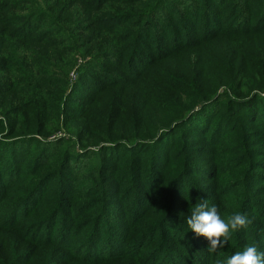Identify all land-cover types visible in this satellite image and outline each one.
I'll return each mask as SVG.
<instances>
[{"label":"rangeland","instance_id":"1","mask_svg":"<svg viewBox=\"0 0 264 264\" xmlns=\"http://www.w3.org/2000/svg\"><path fill=\"white\" fill-rule=\"evenodd\" d=\"M116 1L118 4L110 0H0V169L7 168L9 174L14 167L20 169L17 183H0V264H64L66 258L56 254L80 248L82 254L99 258L104 249H114L116 241L117 252L128 255L126 262L138 264L129 257L134 247L124 240L128 234L130 240L131 231L139 229H132L137 221L150 227L166 215L165 205L156 204L163 194H116L125 187L120 183L130 184L136 162L119 164L112 158L121 157L124 147L142 149L154 137L132 143L133 139L126 142L112 133H133L143 109H151V103L158 101H166L165 111L188 109V116L204 122L217 104L215 97L230 85H238L245 73L246 93H260L252 83L256 72L260 76L264 71V65L258 66L264 63V34L258 35L252 26L264 27V17H260L264 0ZM132 11L145 12L148 22L139 23L142 17L138 19ZM11 14L19 15L22 24L9 26ZM74 41L87 46L74 48ZM106 83L112 87L98 95L97 85ZM94 99L100 108L90 112ZM165 121L173 125L175 116L166 115ZM230 144L227 140L218 149L224 182L237 171L223 164L229 160ZM88 151L93 155L92 171L106 172L100 173L97 183L93 179L97 175L89 177L93 172L86 157L85 161L79 158ZM126 173L122 182L119 176ZM199 181L212 183L205 178ZM40 196L45 203L50 201L45 206L50 213L21 220V214ZM230 196L225 197L221 212L225 221ZM203 199L216 206L219 195L207 192ZM186 200L180 197L177 206L189 233L171 240L154 264H226L246 240L233 232L227 244L210 253L209 241L197 237L187 225L192 204ZM10 202L15 204L13 209ZM160 207L163 210L157 212ZM11 212L20 216L13 218ZM91 213L104 219L99 235L90 228L80 234L87 219L94 221L96 216ZM48 215L53 217L48 219L50 224L56 223L51 245L38 241L47 229L37 222ZM11 223H15L13 233L7 229ZM160 229L163 234L151 238L156 239L153 247L159 246L160 236L169 234L171 228ZM74 231V238L60 235ZM64 243L70 245L69 251L61 247ZM257 243L258 251L264 252V241ZM146 249L140 258L144 262Z\"/></svg>","mask_w":264,"mask_h":264},{"label":"trees","instance_id":"2","mask_svg":"<svg viewBox=\"0 0 264 264\" xmlns=\"http://www.w3.org/2000/svg\"><path fill=\"white\" fill-rule=\"evenodd\" d=\"M110 1L114 3L117 2L116 0ZM262 7L263 12L260 17H264V1ZM101 8L102 7H100V9ZM141 9L142 8L136 7V10ZM132 12L136 14L133 16H136L138 19L142 17L139 23L148 22L145 19V15H143L146 14L145 12ZM7 22L9 26H16L22 24L23 21L19 15L11 14V16L7 18ZM259 22L260 19H258V21L256 20L254 25ZM252 27L258 35L264 34V27L259 24ZM261 37H263L262 40L264 41V35H261ZM74 42V48H77V46H81L80 48L87 46L86 43L80 45L83 41L78 43L76 41ZM254 64H257L256 61ZM263 65L264 63H258V66ZM256 78V81L252 84L260 88V93H254L252 96L246 93L245 89L249 86V83L246 73L243 74L238 85H230V87H228L229 90L227 88L222 94L215 97L213 102L217 104L214 110L207 113L208 116L204 122L197 121L196 118L193 117L194 115L188 116V109H183L180 113L170 110L165 111L166 101H158L157 103H151V106H153L151 109H143V113L139 116V121L141 122L135 127L133 133H112L113 135L119 136L118 139L125 140L126 142L128 139H133L132 143H141L137 141L145 139L151 140V138L154 137V140L151 142L143 144L142 149L135 150L133 147H124L123 149L126 152L122 153L121 157L112 158V161L118 162L119 164H123L127 160L129 163L136 162L134 167L135 173L129 176L131 177L130 184L120 183V186L125 185V187L122 191L121 189H117L116 194L121 193L122 196H126V192L127 194L133 192L132 195L138 193L144 194L145 197H147L150 193L161 191L163 196H160L161 198L158 199V203L156 204H164L166 208V215L160 218L161 220L159 219L155 222L153 224L154 226L148 225L150 227H143V224L139 225L140 221L132 225V229L136 227L139 229L131 231L132 237L130 240V234H128L126 236V239L128 238L127 241L126 239L124 241L126 244H130L131 242V245L134 247L135 252L133 251V253L129 255L131 259L135 260L133 263L138 261V264H154L159 252H162L166 246H169L171 240L174 242L180 235H188L189 230L183 227L186 224L185 218L178 213V199L180 197L187 199L185 203L192 204L190 205L192 208L198 203V198L202 200V196H205L207 192H215L219 195L216 207L220 215L224 208V201H226L225 197L231 195V203L225 206V211L228 206H231L227 214L230 216L235 212H240L246 215L250 220V224L246 228L237 231L243 236V239L246 240L243 249L240 248L237 251H243L250 245L258 247L257 241H264V71H262L260 76L256 72ZM97 87L101 90L98 92L99 95L112 86L106 83L104 85H97ZM230 89L232 93H230ZM90 103V107L88 108L90 112H94L100 108L97 99H94ZM159 113L164 114L158 115ZM166 115L175 116L173 125L165 121ZM101 120L104 121L105 119L101 118ZM162 128H166V132ZM227 140L231 142L229 151L230 157L229 160L223 164L233 166L237 171L233 179L224 182L221 171L222 160L220 162L218 159V149ZM136 143L134 145H136ZM88 153L85 152L80 155L79 158H83V161H85L84 156L86 157L88 161L87 167L93 172V174H89V177L93 178V175H97L96 178H93L97 183L100 181V173L105 171L102 169H100L99 172L92 171L90 167L93 155H90L91 152L89 151ZM127 153L130 154L129 157H125ZM147 153L149 156L146 159L147 162H145L144 159ZM65 168L67 167L63 166L61 170L65 171ZM80 169L81 167L78 168V173ZM19 174L20 169L17 167H14L10 174L7 168H1L0 183L6 184L10 182L11 184H15L19 180ZM127 174L128 173L123 175V177L119 176L122 178V182H124ZM225 174H228V171L225 172ZM2 178L6 179L4 180ZM199 178H205L212 183H201ZM45 190L46 187L44 186L43 192H45ZM105 190H108V188L102 189V191ZM39 198L40 199L34 202L30 210L21 214V220L28 219L32 214L45 215L46 213H50V211L47 210L49 208H46L50 201L45 203L42 200V196ZM101 200L105 201V198L102 197ZM9 204L13 209L14 203L10 202ZM87 210L91 212L93 209L88 208ZM162 210L163 208L160 207L157 212ZM144 213L145 211L139 217ZM11 214L13 218H15V216H20L15 215L14 212H11ZM91 214L92 216H96V214ZM190 215L191 212H189V216ZM40 219L42 218L40 217ZM48 219L53 220L52 215H48L37 222L40 227L46 226L47 229L46 236L44 238L39 237L38 241L39 243L41 242V244L51 245L54 243L53 227L56 223L53 222L50 224ZM56 219L57 217H55V221ZM103 222L104 219L100 215H97L93 222H91V218L87 219V223H84L80 228V234L87 228H90L99 235L101 223ZM14 224L15 223H11V225L7 226L8 232L13 233ZM161 226H166L171 229L168 231L169 234L160 236L161 243L159 246L153 247L151 244L156 239L151 240V238H153L156 233H158V235L163 234V230L160 229ZM171 233L176 234L178 237L176 238L174 235L172 237V235H170ZM3 234L6 235L7 233L4 232ZM66 234L67 237L69 236L68 238L77 236L76 231L72 234L70 232L60 233V235L63 236ZM3 238H5V236ZM23 242H29V240L24 239ZM18 245L17 243V246ZM116 245L114 249H104L99 255V258H95V256L92 257L86 253L82 254L81 248L77 249L74 253L71 251V253H57L56 255L66 258L64 264H101L113 261L119 262V264H131L129 263L130 261L128 263L126 262V258H128L127 254L117 252V241ZM123 245L121 246L122 248ZM61 247L66 248L67 251L70 250V245L65 243L62 244ZM145 248H148L145 250V252H148L146 262L140 259L142 255L141 252H143ZM38 251L39 249L36 247L34 252L37 253ZM15 256L16 254L11 257L10 263L14 260ZM50 259L53 261L55 255L50 256ZM149 259L153 261L149 263Z\"/></svg>","mask_w":264,"mask_h":264},{"label":"clouds","instance_id":"3","mask_svg":"<svg viewBox=\"0 0 264 264\" xmlns=\"http://www.w3.org/2000/svg\"><path fill=\"white\" fill-rule=\"evenodd\" d=\"M250 224L248 217L235 212L225 219L221 218L215 205L209 206L206 199L198 198V203L191 208L187 225L197 237L209 241L208 251L216 253L231 240V234L246 228ZM226 264H264V252L258 251L254 245L247 246L243 251H237L227 259Z\"/></svg>","mask_w":264,"mask_h":264}]
</instances>
